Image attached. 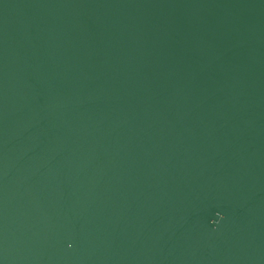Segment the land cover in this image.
Returning <instances> with one entry per match:
<instances>
[{
  "label": "water",
  "instance_id": "obj_1",
  "mask_svg": "<svg viewBox=\"0 0 264 264\" xmlns=\"http://www.w3.org/2000/svg\"><path fill=\"white\" fill-rule=\"evenodd\" d=\"M0 264H264V0H0Z\"/></svg>",
  "mask_w": 264,
  "mask_h": 264
},
{
  "label": "clouds",
  "instance_id": "obj_2",
  "mask_svg": "<svg viewBox=\"0 0 264 264\" xmlns=\"http://www.w3.org/2000/svg\"><path fill=\"white\" fill-rule=\"evenodd\" d=\"M221 219H223V216H221Z\"/></svg>",
  "mask_w": 264,
  "mask_h": 264
}]
</instances>
